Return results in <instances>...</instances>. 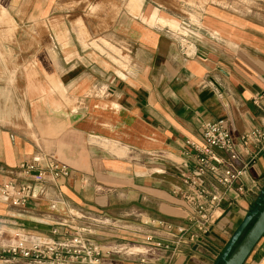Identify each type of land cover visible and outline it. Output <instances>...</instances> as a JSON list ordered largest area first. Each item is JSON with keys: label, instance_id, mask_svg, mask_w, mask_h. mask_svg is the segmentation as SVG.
Wrapping results in <instances>:
<instances>
[{"label": "crops", "instance_id": "crops-1", "mask_svg": "<svg viewBox=\"0 0 264 264\" xmlns=\"http://www.w3.org/2000/svg\"><path fill=\"white\" fill-rule=\"evenodd\" d=\"M146 3L127 0L109 28L114 38L100 39L102 53L95 41L51 37L40 20L22 27L33 37L17 40L8 34L13 26L3 28L0 185L38 155L53 156L71 176L60 182L56 211L42 202H0V247L80 236L134 254H111L103 264H214L262 204L264 153L251 144L247 153L237 148L245 162L255 156L240 182L244 193L227 194L208 234L175 247L163 228L194 233L182 176L194 174L197 153L187 143L202 146L201 125L224 121L236 143L264 127L253 105L264 93V0L183 12ZM244 264H264V235Z\"/></svg>", "mask_w": 264, "mask_h": 264}, {"label": "built area", "instance_id": "built-area-1", "mask_svg": "<svg viewBox=\"0 0 264 264\" xmlns=\"http://www.w3.org/2000/svg\"><path fill=\"white\" fill-rule=\"evenodd\" d=\"M264 93L253 100V105L263 113ZM202 146L187 143L197 153L193 175L182 176L185 192L182 200L185 204L186 220L194 233H188L186 227L163 228L174 239V246L185 242H193L199 235H206L213 226L214 218L227 194L234 191L237 195L244 193L240 184L253 163V158L243 161L242 152L247 153L249 145L258 147V153H264V127L254 129L241 135L238 142L230 136L224 121L201 125ZM223 154L224 157L220 156ZM71 171L59 163L53 156L38 155L30 162L19 164L11 180L0 185V202L10 207H25L30 202L45 203L50 211H56L62 205L60 182L68 180ZM53 190L55 198L50 197ZM147 243L150 239L145 240ZM169 245L156 244L152 249L170 250ZM121 247L104 250L99 245L80 236H72L60 242L49 239H33L25 243H17L0 247V260L8 262L22 260L29 264H103L104 257L111 254H134ZM138 264H147L144 258Z\"/></svg>", "mask_w": 264, "mask_h": 264}, {"label": "rangeland", "instance_id": "rangeland-1", "mask_svg": "<svg viewBox=\"0 0 264 264\" xmlns=\"http://www.w3.org/2000/svg\"><path fill=\"white\" fill-rule=\"evenodd\" d=\"M149 1L162 6L165 10L181 12L184 8L196 9L216 3L229 7L231 2V0H146L147 5L150 4ZM126 2L127 0H0V38L6 36L3 28L9 27L8 24L13 26L8 33L12 38L18 40L27 37L29 32L33 37L35 32L24 28H27V23L30 22L32 26L40 20L41 23L49 24L53 28L49 34L51 37L77 38L84 45L87 40L89 43L95 41L98 46H93L94 49L102 53L99 47L102 43L100 39L114 38L115 30L109 31V28L118 21L119 11ZM248 3L249 0H238V4L243 6ZM2 8L6 9L8 14ZM59 25L62 29H55Z\"/></svg>", "mask_w": 264, "mask_h": 264}, {"label": "water", "instance_id": "water-1", "mask_svg": "<svg viewBox=\"0 0 264 264\" xmlns=\"http://www.w3.org/2000/svg\"><path fill=\"white\" fill-rule=\"evenodd\" d=\"M261 201V209H253L244 217L214 264H244L264 235V196Z\"/></svg>", "mask_w": 264, "mask_h": 264}, {"label": "trees", "instance_id": "trees-1", "mask_svg": "<svg viewBox=\"0 0 264 264\" xmlns=\"http://www.w3.org/2000/svg\"><path fill=\"white\" fill-rule=\"evenodd\" d=\"M260 200H261V198H260ZM253 209H261V204H259V202H257Z\"/></svg>", "mask_w": 264, "mask_h": 264}, {"label": "bare ground", "instance_id": "bare-ground-1", "mask_svg": "<svg viewBox=\"0 0 264 264\" xmlns=\"http://www.w3.org/2000/svg\"><path fill=\"white\" fill-rule=\"evenodd\" d=\"M3 12H4V11H3ZM3 12L1 11L2 14H5V12H4V13H3ZM10 26H11V24H10Z\"/></svg>", "mask_w": 264, "mask_h": 264}]
</instances>
